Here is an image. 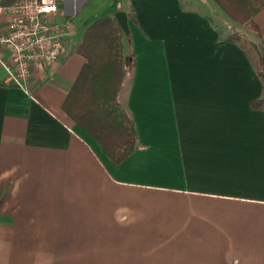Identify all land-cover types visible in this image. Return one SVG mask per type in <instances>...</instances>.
<instances>
[{
  "label": "crops",
  "instance_id": "0c3cea01",
  "mask_svg": "<svg viewBox=\"0 0 264 264\" xmlns=\"http://www.w3.org/2000/svg\"><path fill=\"white\" fill-rule=\"evenodd\" d=\"M61 8L67 50L96 19L134 15L125 102L141 147L113 165L62 110L80 54L35 68L28 90L0 64V264H264L262 87L240 47L180 0ZM252 19L264 41V7ZM155 196L174 219H153Z\"/></svg>",
  "mask_w": 264,
  "mask_h": 264
},
{
  "label": "trees",
  "instance_id": "16d2710c",
  "mask_svg": "<svg viewBox=\"0 0 264 264\" xmlns=\"http://www.w3.org/2000/svg\"><path fill=\"white\" fill-rule=\"evenodd\" d=\"M232 21L245 26L254 37L222 31L209 20L219 40L235 43L250 60L261 83V94L250 102L252 109L264 110V41L253 16L264 7V0H212ZM184 8V3L181 2ZM127 18L134 20L131 13ZM125 39L126 47L123 40ZM68 57L73 52L84 64L72 83L62 110L71 121L91 135L113 165L122 162L141 147L126 98L133 80L135 55L131 37L125 35L114 16L93 21L78 42L68 43ZM14 86V85H11Z\"/></svg>",
  "mask_w": 264,
  "mask_h": 264
},
{
  "label": "built area",
  "instance_id": "2783aa9c",
  "mask_svg": "<svg viewBox=\"0 0 264 264\" xmlns=\"http://www.w3.org/2000/svg\"><path fill=\"white\" fill-rule=\"evenodd\" d=\"M63 0H0V15L9 22L0 31V64L10 85L29 89L33 70L47 67L66 53L73 35ZM7 52L6 58L3 54Z\"/></svg>",
  "mask_w": 264,
  "mask_h": 264
},
{
  "label": "rangeland",
  "instance_id": "374dc122",
  "mask_svg": "<svg viewBox=\"0 0 264 264\" xmlns=\"http://www.w3.org/2000/svg\"><path fill=\"white\" fill-rule=\"evenodd\" d=\"M119 1L123 2V0H108L111 4H117ZM186 5H192V8L207 13L204 14L203 17L205 19L211 20L215 23L216 26L222 31V34H227L228 32H238L243 36L254 37V33L247 30L245 26L238 24L231 19H229L224 13H222L217 5L211 0H180ZM200 1V3H199ZM253 21V19H252ZM210 23V22H209ZM211 25V24H210ZM212 27V26H211ZM70 29H66L68 32H73V35L76 33L75 25L70 22ZM213 28V27H212ZM78 35V36H77ZM74 38L76 41L80 39V33H78ZM158 196L154 197V201L152 202V215L153 219H174L176 217V210L170 203H165L163 201L157 202Z\"/></svg>",
  "mask_w": 264,
  "mask_h": 264
},
{
  "label": "water",
  "instance_id": "95a60500",
  "mask_svg": "<svg viewBox=\"0 0 264 264\" xmlns=\"http://www.w3.org/2000/svg\"><path fill=\"white\" fill-rule=\"evenodd\" d=\"M115 17V19L117 20L118 24L120 25L122 31L124 32V34H128L129 33V29H128V21H127V16L126 13L124 11H117L114 13L113 15Z\"/></svg>",
  "mask_w": 264,
  "mask_h": 264
}]
</instances>
